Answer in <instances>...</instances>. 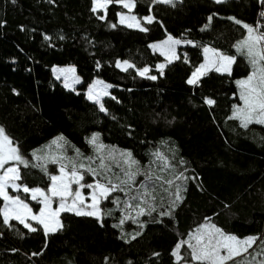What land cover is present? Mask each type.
Wrapping results in <instances>:
<instances>
[{"label": "trees", "instance_id": "1", "mask_svg": "<svg viewBox=\"0 0 264 264\" xmlns=\"http://www.w3.org/2000/svg\"><path fill=\"white\" fill-rule=\"evenodd\" d=\"M174 5L136 0L129 12L114 3L102 20L105 12L93 13L92 0H0V125L30 161L27 168L19 165L23 179L18 182L47 188V175L31 164H44L53 175L59 173L58 164L45 155H37L42 157L38 160L34 150L64 135L88 151L93 132L108 145L131 150L139 162L136 172L173 181H157L154 191L145 181L155 198L132 201L130 195H136L145 180L137 175L130 195L129 186L122 185L124 192L118 190L103 202L109 215L97 219L61 213L63 228L47 236L36 221L30 223L37 231L30 232L16 220L4 224L0 215V264H200L178 260L173 250L208 224L240 239L258 237L236 260L264 261V124L244 128L239 119H230L233 106L243 105L236 81L252 70L235 45L247 36L243 24L257 27L263 22L264 3L174 0ZM118 13H132L148 31L120 24ZM149 15L155 18L151 24L142 19ZM169 34L181 40L179 59L170 64L150 47ZM188 40L193 43L184 42ZM204 46L236 57L231 75L213 70L190 85L192 72L204 61ZM124 60L135 67L123 71L116 66ZM161 63L166 64L163 75L156 67ZM56 65L77 68L81 82L75 89L54 77ZM142 67H149L145 76L138 74ZM96 78L112 86L100 103L86 94ZM205 98L215 103L208 105ZM157 152L170 165L164 171ZM180 173L187 179H177ZM10 191L27 197L26 202L39 210L30 194ZM3 203L0 198V207ZM138 204L155 211L138 216ZM186 252L190 249L182 244L179 255Z\"/></svg>", "mask_w": 264, "mask_h": 264}, {"label": "snow or ice", "instance_id": "2", "mask_svg": "<svg viewBox=\"0 0 264 264\" xmlns=\"http://www.w3.org/2000/svg\"><path fill=\"white\" fill-rule=\"evenodd\" d=\"M153 3L162 2L165 4L174 5V0H152ZM216 3H224L226 0H215ZM264 3V0H261ZM15 3V0H13ZM120 4L123 8H126L131 12L135 7L136 0H92V12L95 13L98 10H104L105 15L100 16V19H105L107 14V8L111 4ZM261 17L264 18V12H261ZM119 23L124 24L129 28H139L141 31L147 32L148 29L143 27L140 23V20L137 19L134 15H126L125 13H118ZM147 23L151 24L154 21V17L149 15L142 18ZM229 19L234 20L236 24H242V21L236 20L234 17H229ZM209 22L212 20V16L208 17ZM111 27L115 28L116 24H112ZM205 28L208 27L206 24ZM243 27L247 30V36L239 41L235 45L237 52L246 57L248 63L251 66V72L245 79H240L236 81V84L239 87V98L243 101V106L234 105L233 106V115L230 119H239L241 126L247 128L249 124L258 123L264 124V32L260 31V24L258 22L257 27L250 26L248 24H243ZM45 39H49L45 37ZM63 39V37H61ZM185 43L192 44L193 42L188 40L184 41ZM181 43V40L173 38L170 34L163 41H160L158 44L150 45L153 49L161 50V54L165 55L167 58V63H172L173 60L179 59V56L176 55L175 45ZM199 46V45H197ZM204 53V62L201 63L195 70L192 72L191 77L188 79L187 83L190 85H196L199 83L200 79L207 75L210 71H216L221 73H227L231 75V66L235 62V56H229L217 49L210 48L207 46L203 47ZM116 66L121 68L123 71H128L129 68H134L135 65L129 63L125 60L123 62L117 61ZM160 70V74L163 75V70L166 67L165 63L158 64L156 66ZM55 71V69H54ZM61 72H74V68L61 69ZM138 74L145 76L149 72V68L145 67L143 69H138ZM156 76H151L150 79L155 80ZM67 79V78H66ZM74 82H79V78H74ZM100 83V82H97ZM66 86L67 83H66ZM105 87H110L105 86ZM105 91L103 95H107ZM89 99L99 101V95L94 94L90 86L89 90ZM205 103L208 105H213L214 100L210 98H205ZM100 109L105 111L103 104L100 105ZM64 140V138L57 137L51 142V144L56 145L58 148H62L63 145L59 141ZM99 140V134L94 133L89 143L96 147L97 151L105 148L103 144H97ZM65 143H67L65 141ZM48 148L51 145L46 146ZM37 150L32 153L38 160L42 157L37 156ZM77 156H81L79 149H76ZM120 155L124 157L125 164L128 165L129 169L133 165H138L139 162L132 158L131 152L121 151ZM155 155L161 159L164 163L161 168V171H164L170 165L167 163V159L163 157L159 152ZM69 160L71 164L70 170L68 165L60 164L59 174L53 175L50 174L47 170V167L44 164H31V167H39L40 170L47 175L50 183L48 184L47 190L41 187H29L24 183H17V181H22L23 177L20 172L19 165H23L25 168L30 166V161L25 159L20 153L19 147L14 144L11 137L6 133L5 128L0 125V198L3 200V207H0V215L3 216V223L9 224L10 220L19 221L24 228L28 229L30 232L37 231L36 227H33L31 223H28V220L36 221L37 224L43 227L44 233L47 236L50 233H55L63 228V224L60 220L61 213L71 212L77 216H92L97 219H101L103 215H109L110 211L105 213L100 205L102 201L109 200L113 193L116 191L124 192L125 188L122 185L129 186L128 194L132 192L131 185L136 183L135 177L137 175L143 174L145 180L139 182V188L136 189V195H130V200L141 202L145 201L146 198L152 197V193L148 191L149 184L145 181L152 183L153 191L155 190V184L157 181H163L168 185H172V180H164L163 177L154 176L152 174L140 173L127 171L125 176L127 179L120 181L119 184L112 183L111 179L104 177L107 181L106 183L101 182L100 179H96L93 183L84 184L81 181L84 180V174L79 171V169H84L85 165L80 164L79 169L76 166L75 158L65 157ZM91 159V158H88ZM51 163H57L55 157L51 158ZM180 163H184L183 160ZM100 168L105 169V171H110L101 158ZM88 173H91L93 176L101 175L95 169L88 167L86 169ZM177 179H187L183 176V173H180V176L176 177ZM77 185L78 187L73 191L72 185ZM162 186V185H161ZM12 188L14 190H21L31 195V200L37 201L39 211L33 213L32 207L29 203L26 202L27 197L21 198L19 195H10L8 189ZM88 188L91 189L89 193L90 203H86L85 197L81 192V189ZM140 188L145 189L141 192ZM54 199L58 203V207L53 208ZM119 198H116L118 201ZM176 199L180 200L182 197L179 195V186L176 189ZM116 202V201H114ZM127 207H131V203L125 202ZM139 211L137 215H149L151 216L152 212L155 211V208L149 206L148 209L140 207L137 205ZM164 213H161L163 215ZM124 219H121L120 224L125 222ZM210 219V218H206ZM208 228L211 231L204 232L203 229ZM139 235V233H137ZM190 240H195L196 243L193 244L190 240H184L176 244L175 249L173 250V255L177 257L178 260L200 262V264H228V262H234V264H251V261L247 259L236 260V257L242 256L243 253H247L248 249L256 243L258 237L249 236L245 237L243 240L237 238L235 235L226 234L222 229L216 227L215 225H201L195 230V233L189 234ZM205 237L207 239L205 240ZM135 237H133L134 239ZM264 243V241H262ZM182 244H187V248L190 249V252H186V255L181 257L179 255V250ZM223 253V254H222ZM261 254H264V249L261 250ZM34 255H38L34 253ZM154 255H159L155 253ZM255 259V257H253ZM131 264V262H129ZM260 264H264V261H261Z\"/></svg>", "mask_w": 264, "mask_h": 264}, {"label": "rangeland", "instance_id": "3", "mask_svg": "<svg viewBox=\"0 0 264 264\" xmlns=\"http://www.w3.org/2000/svg\"><path fill=\"white\" fill-rule=\"evenodd\" d=\"M125 14L126 15H133L132 13H125ZM159 42L160 41L154 42L152 44H158ZM207 47L213 48L211 46H207ZM176 49H177V45H175V52H176ZM154 50L161 52V50H159V49H154ZM176 55H177V53H176ZM120 62H123V61H120ZM129 63H131V62L129 61ZM68 68H74L75 71L74 72H66V73L60 71L61 69H68ZM143 68H145V67L138 68V69H143ZM147 68H149V67H147ZM231 68H232V66H231ZM54 69H55V71H54ZM52 70H53L54 77H56L58 79H61V81L63 82L64 86L69 88V89H73V88L75 89L76 86L81 82V77L77 73V68L74 65H63V66L56 65V66H54L52 68ZM74 78H79V82L78 83L74 82ZM97 82H100V83H97ZM66 83H67L68 86H66ZM109 85H110V87H105V86H109ZM90 86L92 88L93 93L99 95V101H98L99 103L101 102V99L103 97L110 95V89L112 87L111 84L105 82L104 80H102L100 78H96L89 85V87L87 89V92H86L87 97L89 95ZM105 91L108 93L107 95H103V92H105ZM90 100L96 101V100H93V99H90ZM94 133H98L99 134V132H93L90 135V137L88 138L87 142H88L89 147H90L88 151L82 150V149L74 146L72 143H70V141L64 135H58L53 140H55L57 137H61L62 136L64 138V140L59 141V143L61 145H63L62 148H58L56 145L51 144V142L53 141L52 140L48 145L41 146V147L35 149L34 152L37 151V150H40V151L37 152V155H39V156H44L45 155V157H47L46 158L47 160H51L52 157H55L57 159V164H58L59 169H60V164H62V163L68 165V168L66 169V171L70 170L71 164L69 163L68 159H65V157L75 158V163H76V166H77L78 169H79V165L81 163L85 165L84 169H79V171L84 174V180L81 181V183H84V184L93 183L96 179H100L101 182L104 183L103 179H104L105 176L108 177L109 179H111V181H115V183H118V182H120V179H121L122 175H124V180L127 179V177L125 176V172H127V171L136 172L135 169L133 170V168H135V165H133L131 167V169H129L128 165L125 164V162H124V157H122L120 155L121 151H126V152H131L132 153L131 150L124 149V148H119V147H116V146H113V145H108L107 143H105V142H103L101 140V137H100V134H99V140L97 141V144H103L106 147L101 149L100 151H97L96 147L89 143V140L91 139V137L93 136ZM65 141L67 143H65ZM49 145H51L50 148L46 147V146H49ZM76 149H79L80 153L82 154L81 156H77ZM88 158H91V159H88ZM101 158L103 159L105 166L107 168L111 169L110 171H105V169L100 168ZM132 158L134 160H136V158L134 157L133 153H132ZM88 167H91V168L95 169L101 175L93 176L91 173H88L86 171V169ZM122 170H124V171H122ZM58 174H56V175H58ZM17 183H19V182L17 181ZM77 187L78 186L75 185V184L72 185L73 191H75V189ZM44 189L47 190V188H44ZM10 190L17 191V190H14L12 188H9L8 191H9L10 195H13V194H11ZM143 191H145V189L141 190V192H143ZM81 192L83 193V195L85 197L86 203H90L91 200H90L89 193L91 192V189L83 188V189H81ZM110 198H114V196L112 195ZM105 201H107V200H105ZM103 202L104 201H102L101 205H100L102 210H104L103 206H102ZM30 207H32V206L30 205ZM40 207H41V205H40ZM52 207L53 208L58 207V203H57V201L55 199L53 201ZM32 209H33V207H32ZM37 212L33 209V213H37ZM31 221L32 220H28V223H30ZM203 231L204 232H208V231H211V229L205 228V229H203ZM206 239H207V237H205V240ZM241 240H243V239H241Z\"/></svg>", "mask_w": 264, "mask_h": 264}, {"label": "built area", "instance_id": "4", "mask_svg": "<svg viewBox=\"0 0 264 264\" xmlns=\"http://www.w3.org/2000/svg\"><path fill=\"white\" fill-rule=\"evenodd\" d=\"M260 31L264 32V18H263V22L260 24Z\"/></svg>", "mask_w": 264, "mask_h": 264}]
</instances>
